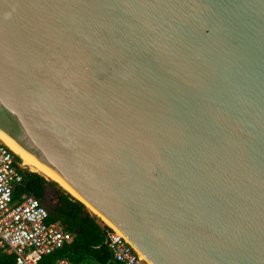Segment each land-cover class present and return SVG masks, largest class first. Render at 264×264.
<instances>
[{
    "label": "water",
    "instance_id": "water-1",
    "mask_svg": "<svg viewBox=\"0 0 264 264\" xmlns=\"http://www.w3.org/2000/svg\"><path fill=\"white\" fill-rule=\"evenodd\" d=\"M0 146L147 264H264V0H0Z\"/></svg>",
    "mask_w": 264,
    "mask_h": 264
},
{
    "label": "built area",
    "instance_id": "built-area-1",
    "mask_svg": "<svg viewBox=\"0 0 264 264\" xmlns=\"http://www.w3.org/2000/svg\"><path fill=\"white\" fill-rule=\"evenodd\" d=\"M13 154L8 147L0 146V250L13 255L14 264H40L42 257L62 248L72 236L48 220L49 212L40 199L29 193L16 196L22 166ZM101 225L114 261L147 264L118 229L103 222ZM49 264L72 263L67 258H56Z\"/></svg>",
    "mask_w": 264,
    "mask_h": 264
},
{
    "label": "trees",
    "instance_id": "trees-1",
    "mask_svg": "<svg viewBox=\"0 0 264 264\" xmlns=\"http://www.w3.org/2000/svg\"><path fill=\"white\" fill-rule=\"evenodd\" d=\"M13 157L15 160L21 161L17 154H13ZM20 172L22 182L16 187V196L29 193L40 199L47 184L55 186L61 193V206L53 212H49L48 220L59 223L72 236V240L57 251L46 255V258L49 255L53 256V260L67 258L72 264H118L107 247L105 230L97 214L88 208L98 217L90 213L80 200L56 186V182L44 174L25 168L20 169ZM42 175L53 182L46 181ZM101 220L105 223L103 219ZM43 259L45 256L42 257L40 264L52 262L51 260L46 262ZM0 264H14L13 255L0 250Z\"/></svg>",
    "mask_w": 264,
    "mask_h": 264
},
{
    "label": "flooded vegetation",
    "instance_id": "flooded-vegetation-1",
    "mask_svg": "<svg viewBox=\"0 0 264 264\" xmlns=\"http://www.w3.org/2000/svg\"><path fill=\"white\" fill-rule=\"evenodd\" d=\"M60 200V191L55 186L48 184L45 185L40 202L48 210V212H53L55 209L59 208L61 206Z\"/></svg>",
    "mask_w": 264,
    "mask_h": 264
},
{
    "label": "bare ground",
    "instance_id": "bare-ground-1",
    "mask_svg": "<svg viewBox=\"0 0 264 264\" xmlns=\"http://www.w3.org/2000/svg\"><path fill=\"white\" fill-rule=\"evenodd\" d=\"M6 147H8L10 149V151H12L15 155L17 154L19 156V154L13 148H11L10 146H6ZM20 162H21V165L26 166L27 168H30V169L38 171V172H42L44 175H46V176L50 177V179L54 180L50 175H48L44 170H42L40 167L35 165L33 162H31L29 160H23V159H21ZM71 195L74 196L75 198H77L78 200H80L82 203H84L92 212H94L101 219H103L107 225L114 227V225L110 221H108L105 217L101 216L95 209H93V207H91L88 203H86L81 197L74 195V194H71Z\"/></svg>",
    "mask_w": 264,
    "mask_h": 264
},
{
    "label": "rangeland",
    "instance_id": "rangeland-1",
    "mask_svg": "<svg viewBox=\"0 0 264 264\" xmlns=\"http://www.w3.org/2000/svg\"><path fill=\"white\" fill-rule=\"evenodd\" d=\"M21 163V162H20ZM21 166H23V165H21ZM23 168V167H22ZM25 169H27V170H29V171H31L32 169H30V168H25ZM32 171H35V170H32ZM40 173H42V172H40ZM43 174V173H42ZM41 175V174H40ZM43 176V175H42ZM46 176V175H45ZM44 177V176H43ZM46 177H48V176H46ZM46 177H44L45 179H46V181H51L50 179H48V178H50V177H48V178H46ZM51 182H53V181H51ZM55 183V182H54ZM73 197V196H72ZM86 206V205H85ZM86 208H87V210L90 212V213H92L89 209H88V207L86 206ZM92 214H94V213H92ZM95 215V214H94ZM96 217H98L97 215H95ZM101 222H103L100 218H98ZM104 223V222H103ZM52 255V254H51ZM44 261H46V262H49L50 260L51 261H54L53 260V256H50L49 255V257L47 256V258H46V256H45V259H43Z\"/></svg>",
    "mask_w": 264,
    "mask_h": 264
},
{
    "label": "crops",
    "instance_id": "crops-1",
    "mask_svg": "<svg viewBox=\"0 0 264 264\" xmlns=\"http://www.w3.org/2000/svg\"><path fill=\"white\" fill-rule=\"evenodd\" d=\"M57 223V222H56ZM59 224V223H58ZM60 225V224H59ZM61 226V225H60Z\"/></svg>",
    "mask_w": 264,
    "mask_h": 264
}]
</instances>
